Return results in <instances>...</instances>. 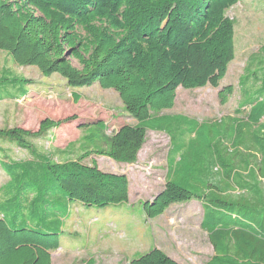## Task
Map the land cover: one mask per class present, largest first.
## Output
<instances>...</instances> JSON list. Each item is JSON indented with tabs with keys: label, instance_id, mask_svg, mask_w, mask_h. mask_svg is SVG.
Returning <instances> with one entry per match:
<instances>
[{
	"label": "trees",
	"instance_id": "16d2710c",
	"mask_svg": "<svg viewBox=\"0 0 264 264\" xmlns=\"http://www.w3.org/2000/svg\"><path fill=\"white\" fill-rule=\"evenodd\" d=\"M240 1L0 0L1 51L20 66L38 67L47 77L60 74L71 88L98 83L116 90L125 111L138 121L111 134L103 120L81 123V127L102 124L103 145L90 147L79 156L70 151L71 142L58 149L60 161L40 151L33 140L77 120L76 115L47 118L38 131L0 129V136L34 156L13 160L5 155L0 160L12 181L14 177L23 179L32 188L28 204L18 214L0 218V264H53L52 251L60 247L65 211L73 202L103 208L129 201L127 175L105 172L96 162L84 160L98 154L135 163L149 129L170 131L166 127L170 117L162 113L175 106L179 87L220 86L236 57L235 19L227 11ZM30 82L3 74L0 93L10 87L24 93L23 97ZM251 83H258V93L246 104L247 117L234 118V146L228 153L222 149L212 155L207 171L200 174L204 189L196 193V181L184 187L175 180L183 158L176 159L181 148L172 157V148L164 190L143 203L146 216L155 219L173 204L201 201L202 226L214 248L206 264H264V66ZM233 92V85L224 87L219 92L221 103L226 104ZM6 95L11 99L19 96ZM73 95L81 98L79 93ZM160 117L166 124L153 126ZM242 147L246 151L238 150ZM40 172L47 180L41 179ZM52 223L57 227H48ZM130 264L181 263L155 247Z\"/></svg>",
	"mask_w": 264,
	"mask_h": 264
},
{
	"label": "rangeland",
	"instance_id": "374dc122",
	"mask_svg": "<svg viewBox=\"0 0 264 264\" xmlns=\"http://www.w3.org/2000/svg\"><path fill=\"white\" fill-rule=\"evenodd\" d=\"M227 15L235 19L236 57L220 86L178 88L175 106L162 113L170 117L166 125L170 131L149 129L135 163L125 164L111 159L117 164L114 166L109 157L98 154L84 160L88 164L96 162L104 170H124L132 183L131 197L121 204L103 208L93 206L101 214L82 212L81 207L76 206L77 202L71 203L65 211L61 246L52 251L53 264H130L131 260L155 247L181 264H206L213 257V246L202 226L201 201L193 199L173 204L155 219L146 216L143 203L152 199L166 184L172 148V157L181 148L176 159L183 158L175 180L184 187L193 186L196 181L199 184L194 190L201 192L204 187L199 181L200 174L207 171L212 155H217L222 149L228 153V149L234 146V118L247 117L249 106L246 104L258 93L255 90L258 83L252 86L251 80L264 66V0H241L227 11ZM3 74L26 78L31 82L25 87L28 93L23 97L24 93L10 87L0 93L4 97L0 99V129L22 127L38 131L47 118L78 117L33 140L40 151L48 152L46 154L55 161L63 159L58 149H64L71 142L70 151L78 155L90 147L103 145L102 124L81 127V123L88 125L103 120L108 125V134L124 124L138 123L125 111L116 90L102 88L98 83L90 87L71 88L60 74L47 77L38 67L20 66L7 52L0 50V76ZM227 85H233L234 92L228 102L222 104L219 92ZM7 92L19 96L11 99L7 97ZM74 92L81 95L79 100ZM151 124L163 127L162 124L166 123L160 117ZM6 138L0 136V160L5 155L13 160L34 158L30 151ZM238 150L246 151L244 147ZM219 160L216 159V162ZM39 176L47 180L42 172ZM215 177L217 179L218 174ZM31 192V185L16 177L12 181L10 171L0 163V218L4 214L8 218L18 214L28 204ZM49 204L52 212L53 204ZM59 211L63 213L61 208ZM21 219L26 220L25 217ZM48 227L54 229L57 225L52 223Z\"/></svg>",
	"mask_w": 264,
	"mask_h": 264
},
{
	"label": "crops",
	"instance_id": "0c3cea01",
	"mask_svg": "<svg viewBox=\"0 0 264 264\" xmlns=\"http://www.w3.org/2000/svg\"><path fill=\"white\" fill-rule=\"evenodd\" d=\"M180 88V87H179ZM177 94H178V90H177ZM176 100H177V98H176ZM172 143H173V140H172ZM110 160H111V158H110ZM111 161H113V160H111ZM168 163H169V161H168ZM92 164V163H91ZM125 164H129V163H125ZM112 165H114V166H117V164L113 161L112 162ZM120 165H124V164H119L118 166H120ZM101 170H103V171H105V172H111V173H116V174H125V175H127L128 176V174L124 171V170H120V171H118L116 168H114V171H116V172H112V171H109L110 169H102V167H99ZM128 178H129V176H128ZM169 178V165H168V174H167V179ZM166 185V184H165ZM165 185H164V187H162L158 192H156L155 194H154V197L152 198V199H148V200H146V201H151V200H153L156 196H158V194H160L163 190H164V188H165ZM131 191H132V183H131V181H130V178H129V199H130V197H131ZM74 203V202H73ZM72 203V204H73ZM77 205L76 206H78V207H81L80 208V211H82V212H97L96 214H101L100 212L101 211H96L94 208H93V206H87V205H85V204H83V203H80V202H77L76 203ZM172 206V205H171ZM170 208V207H169ZM84 210V211H83ZM163 215V214H162ZM64 226H65V224H64ZM64 229V228H63ZM63 234V233H62ZM61 238V237H60ZM60 246H61V243H60ZM214 249V248H213ZM55 251V250H54ZM52 260H53V252H52Z\"/></svg>",
	"mask_w": 264,
	"mask_h": 264
},
{
	"label": "water",
	"instance_id": "95a60500",
	"mask_svg": "<svg viewBox=\"0 0 264 264\" xmlns=\"http://www.w3.org/2000/svg\"><path fill=\"white\" fill-rule=\"evenodd\" d=\"M154 200V199H153ZM152 201V200H151Z\"/></svg>",
	"mask_w": 264,
	"mask_h": 264
}]
</instances>
